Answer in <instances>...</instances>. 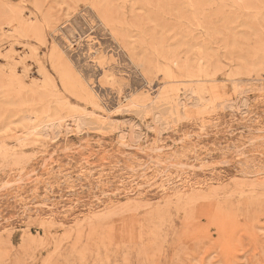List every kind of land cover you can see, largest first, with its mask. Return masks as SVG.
I'll return each instance as SVG.
<instances>
[{
    "label": "rangeland",
    "instance_id": "rangeland-1",
    "mask_svg": "<svg viewBox=\"0 0 264 264\" xmlns=\"http://www.w3.org/2000/svg\"><path fill=\"white\" fill-rule=\"evenodd\" d=\"M0 264H264V0H0Z\"/></svg>",
    "mask_w": 264,
    "mask_h": 264
},
{
    "label": "bare ground",
    "instance_id": "bare-ground-1",
    "mask_svg": "<svg viewBox=\"0 0 264 264\" xmlns=\"http://www.w3.org/2000/svg\"><path fill=\"white\" fill-rule=\"evenodd\" d=\"M98 1V0H97ZM132 3V2H131ZM97 4V3H96ZM227 7V6H226ZM234 10V9H233ZM99 12V11H98ZM255 12V11H254ZM11 13H12V11H11ZM18 17V16H17ZM20 18H21V16H19ZM114 17V16H113ZM38 18V17H37ZM15 19V18H14ZM22 20V19H21ZM256 20V19H255ZM18 21V20H17ZM19 22V21H18ZM103 22V21H102ZM16 23V22H15ZM44 24V23H43ZM104 24V23H103ZM17 26V25H16ZM18 27H20V26H18ZM15 28V27H14ZM20 30H21V28H19ZM15 30V29H14ZM14 30H13V32H14ZM46 30V29H45ZM262 30V29H261ZM111 32V31H110ZM18 33V32H17ZM16 34V33H15ZM20 34H22V33H20ZM112 34V33H111ZM18 35H19V33H18ZM25 35V34H24ZM22 37V36H21ZM138 37V36H137ZM115 38V37H114ZM26 39V38H25ZM120 39V38H119ZM22 40V39H21ZM116 40V39H115ZM20 41V40H19ZM23 41V40H22ZM121 42V41H120ZM24 49V48H23ZM151 50V49H150ZM29 52V51H28ZM29 54V53H28ZM27 54V55H28ZM31 54V53H30ZM35 56V55H34ZM66 56V55H65ZM25 57V56H24ZM145 59V58H144ZM48 61V60H47ZM257 61V60H256ZM151 63V62H150ZM39 64V63H38ZM29 68V67H28ZM41 68V67H40ZM31 69V68H30ZM39 70V69H38ZM39 73V72H38ZM44 74V73H43ZM63 76V75H62ZM66 76V75H65ZM64 76V77H65ZM45 77V76H44ZM44 78L42 77V80H43ZM65 79V78H64ZM46 80H48V79H45V81ZM36 81V80H35ZM24 82V81H23ZM27 82V81H26ZM47 83V82H46ZM22 84V83H21ZM37 84V83H36ZM49 84H50V82H49ZM53 89V88H52ZM81 90V89H80ZM165 93H167V92H165ZM90 96V95H89ZM90 99V98H89ZM166 100V99H165ZM179 101V100H178ZM140 112V111H139ZM38 116V115H37ZM156 119V118H155ZM159 119V118H158ZM159 121V120H158ZM133 130V129H132ZM133 132V131H132ZM138 138V137H137Z\"/></svg>",
    "mask_w": 264,
    "mask_h": 264
}]
</instances>
